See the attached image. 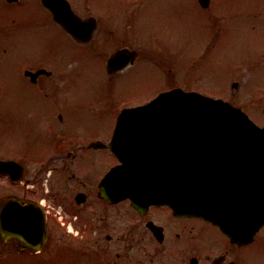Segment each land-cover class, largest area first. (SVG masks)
Segmentation results:
<instances>
[{
  "label": "rangeland",
  "instance_id": "374dc122",
  "mask_svg": "<svg viewBox=\"0 0 264 264\" xmlns=\"http://www.w3.org/2000/svg\"><path fill=\"white\" fill-rule=\"evenodd\" d=\"M130 1L108 0L109 8L96 9L117 37L134 38L99 43L102 30L97 31L100 50L111 53L129 45L141 52L139 62L114 76L102 55L76 42L36 1L25 7L0 2V159H23L26 149L35 153L31 157L42 155L44 141L35 144L33 132L60 125L51 119L60 111L56 101L64 107L68 129L110 130L106 124L111 128L114 107L144 102L168 89L164 66L179 71L180 80L185 76L186 85L223 97L264 124V0H212L209 10L197 0H146L132 6ZM26 59L37 65L24 64ZM38 66L55 70L40 95L21 73ZM72 115H82L80 122ZM11 189L0 177V198ZM68 244L66 236L53 234L43 254L31 255L0 243V264H83L79 250ZM245 255L250 264H264V231Z\"/></svg>",
  "mask_w": 264,
  "mask_h": 264
},
{
  "label": "flooded vegetation",
  "instance_id": "af4514ba",
  "mask_svg": "<svg viewBox=\"0 0 264 264\" xmlns=\"http://www.w3.org/2000/svg\"><path fill=\"white\" fill-rule=\"evenodd\" d=\"M32 1L50 12L51 8L44 6L43 0H0L20 7H25ZM68 1L78 15L94 22V33L102 30L97 40L99 43L134 40L129 36L127 39L117 37L113 27L104 23L96 9L109 8L108 0ZM145 1L131 0L128 5L142 4ZM212 3L210 0L208 7H203L197 0V5L203 10H209ZM94 33L89 43H82L88 44L85 49L104 57L107 73L108 58L119 48L129 49L128 66L141 60L140 50L129 45L115 47L112 53H107L103 48L100 50ZM115 37L118 41L113 42ZM136 51L137 57L132 54ZM27 61L24 60V64L37 65ZM112 70L114 69L109 72L110 76L119 73ZM176 72L167 71L163 67L162 75L168 79V89L178 86L192 88L185 84V76L180 80ZM21 73L39 95L44 94L49 88L50 80L55 79L53 67L26 68ZM187 74L195 77V71L190 69ZM56 104L60 111L51 119H58L60 125H51L48 130L33 132V135L38 134L34 138L35 144L44 141L42 155L31 157L35 153L29 149L25 151V159L18 160L25 168L24 173L18 181H12L8 175H3L12 189L0 199V204L12 197L39 204L46 212L48 239L43 249L37 253L20 248L16 240L0 237L1 244L19 247L23 253L43 254L50 245L52 235L61 233L66 236L70 249L79 250L76 254L82 255L83 264H250L245 250L259 240L264 227L251 241H248L246 229L245 237L238 241L201 215L176 211L168 201L148 203L142 202L139 197L107 198L101 195L102 184L108 173L113 167L120 165L118 157L106 144L111 143L114 138L120 111L129 105L113 108L108 122L111 128L106 124L110 130L88 133L84 127L68 129L63 114L64 107L59 101ZM79 116L82 115L71 117L75 122H80ZM33 129L35 130L32 125L31 130ZM124 181L118 177L110 185ZM150 191L170 193L168 187L150 188Z\"/></svg>",
  "mask_w": 264,
  "mask_h": 264
},
{
  "label": "water",
  "instance_id": "95a60500",
  "mask_svg": "<svg viewBox=\"0 0 264 264\" xmlns=\"http://www.w3.org/2000/svg\"><path fill=\"white\" fill-rule=\"evenodd\" d=\"M43 3L75 38L87 41L91 37L94 22L78 17L67 0ZM201 3L208 6L209 0ZM126 57L127 50L114 54L109 60L110 70L122 67ZM115 137L117 140L110 146L122 164L109 173L106 181L110 184L122 173V178H132L134 182L105 183L103 195L115 193L156 201L173 196L147 191V187H168L177 190L174 200L171 199L177 210L211 219L226 232L231 230L226 214L237 209L239 219L243 216L249 224L250 234L264 223V127L239 107L221 98L175 88L148 104L125 109ZM125 138L142 139L145 143L134 152L126 147L122 140ZM134 157L139 159L135 161ZM158 163L168 164L167 168L155 167ZM22 172L18 163L0 161V173L17 179ZM107 186L110 190H106ZM47 236L45 214L40 206L15 198L0 206L2 239H15L20 248L36 251L43 247Z\"/></svg>",
  "mask_w": 264,
  "mask_h": 264
}]
</instances>
